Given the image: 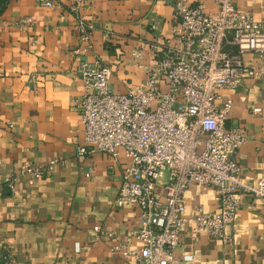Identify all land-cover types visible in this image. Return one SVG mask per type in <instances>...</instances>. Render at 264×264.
Returning <instances> with one entry per match:
<instances>
[{"label":"crops","instance_id":"0c3cea01","mask_svg":"<svg viewBox=\"0 0 264 264\" xmlns=\"http://www.w3.org/2000/svg\"><path fill=\"white\" fill-rule=\"evenodd\" d=\"M198 1L208 14L218 12L216 2ZM234 4L264 23V0ZM78 20L92 27L91 48L80 40ZM174 27V8L165 0H55L53 8L7 0L1 8L0 176L26 164L62 162L31 187L22 181L15 193L0 188V251L9 264H135L121 250L143 247L132 237L139 209L117 206L127 158L122 150L117 160L100 152L77 155L85 140L78 69L98 61L112 71L110 91L128 94L147 79L154 62L150 45L174 44ZM244 61L260 65L251 55ZM221 95L222 102L232 100L226 128L238 127L246 137L234 155L241 180L256 184L264 179V77ZM253 107L262 114L253 115ZM158 193L165 198L162 186ZM185 197L177 257L193 256L196 264H264V199L241 197L225 242L197 231L193 221L218 211L216 191L193 185Z\"/></svg>","mask_w":264,"mask_h":264},{"label":"built area","instance_id":"2783aa9c","mask_svg":"<svg viewBox=\"0 0 264 264\" xmlns=\"http://www.w3.org/2000/svg\"><path fill=\"white\" fill-rule=\"evenodd\" d=\"M36 1L47 8L55 5V0ZM165 1L174 8V44L150 45L154 62L141 85L128 94H113L111 69L98 61L81 62L78 74L85 91L79 111L85 140L77 155L100 152L117 160L122 150L127 158L117 206L139 209L140 227L132 237L143 247L121 250L124 258L135 264H196L193 256H176L187 222L189 187L216 191L218 211L193 221L197 231L225 242L241 197L264 199V179L256 184L241 180L234 155L246 137L238 127L226 128L232 100L222 102L221 95L224 89L236 90L248 79L264 77V23L238 10L234 0H212L218 4L216 14H208L198 0ZM77 30L91 48L92 27L78 20ZM245 55L260 65L246 64ZM32 82L37 85L38 78ZM251 112L261 115L263 109L253 107ZM59 163L55 158L44 168L26 164L0 176V188L15 193L22 181L31 187L43 171L51 172Z\"/></svg>","mask_w":264,"mask_h":264},{"label":"rangeland","instance_id":"374dc122","mask_svg":"<svg viewBox=\"0 0 264 264\" xmlns=\"http://www.w3.org/2000/svg\"><path fill=\"white\" fill-rule=\"evenodd\" d=\"M7 0H0V10L6 4ZM0 264H9V258L5 255V253L0 251Z\"/></svg>","mask_w":264,"mask_h":264}]
</instances>
